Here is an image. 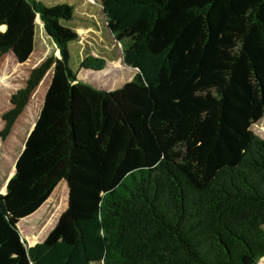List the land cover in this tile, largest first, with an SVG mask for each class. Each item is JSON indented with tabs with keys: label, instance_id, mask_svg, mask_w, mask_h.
<instances>
[{
	"label": "trees",
	"instance_id": "trees-1",
	"mask_svg": "<svg viewBox=\"0 0 264 264\" xmlns=\"http://www.w3.org/2000/svg\"><path fill=\"white\" fill-rule=\"evenodd\" d=\"M24 1L59 56L29 71L0 116L5 139L52 66L0 193V264L264 257V140L250 130L264 118V0H100L104 27L134 69L111 90L79 81L69 64L73 7ZM60 180L65 208L27 245L19 221Z\"/></svg>",
	"mask_w": 264,
	"mask_h": 264
},
{
	"label": "rangeland",
	"instance_id": "rangeland-1",
	"mask_svg": "<svg viewBox=\"0 0 264 264\" xmlns=\"http://www.w3.org/2000/svg\"><path fill=\"white\" fill-rule=\"evenodd\" d=\"M39 1L46 4L65 2L73 7V18L67 23L78 37L69 43V64L77 70L79 81L96 88L111 90L131 79L134 69L123 62L121 43L115 40L104 27L99 8L100 0ZM5 45L8 48L0 55V116L10 107V94L24 84L29 71L46 57L59 56L57 45L45 33L38 14L33 12L24 0H0V47ZM81 63L87 66L80 67ZM96 65L99 68H96ZM51 73L52 66L40 80L41 86L38 83L33 90L15 128H11V133L0 142V149H6V156L3 150H1L2 153L0 152L2 156L0 159L5 158V169L6 165L16 158L26 138L25 133L28 127L35 122ZM250 130L264 140V118L252 123ZM66 196V182L60 180L52 194L48 196L49 199L44 201L42 208L39 206L41 209L38 211L37 208L38 212L35 210V213L19 221L17 226L27 245H29L25 239L27 234H33L45 225L40 235L44 236L52 228L58 215L66 206ZM256 264H264V257L260 258Z\"/></svg>",
	"mask_w": 264,
	"mask_h": 264
},
{
	"label": "crops",
	"instance_id": "crops-1",
	"mask_svg": "<svg viewBox=\"0 0 264 264\" xmlns=\"http://www.w3.org/2000/svg\"><path fill=\"white\" fill-rule=\"evenodd\" d=\"M26 107H27V105L24 107L23 111L19 114V116H18L17 119L15 120L12 129L15 128V125L17 124L18 120H20V117H21L22 114L24 113ZM33 123H34V122H33ZM33 123L31 124V126L28 127V129H27V131H26V133H25V136H27V134H28L29 131L31 130V128H32V126H33ZM2 125H3V121L0 119V128L2 127ZM10 133H11V132H10ZM6 138H7V137H6ZM6 138H5V139H6ZM5 139H1V138H0V142H2V141L5 140ZM22 147H23V144H22V146L20 147V150H19V152L17 153L16 158H17V156L19 155V153H20ZM1 150H3L4 156H6V153H5V152H6V149L4 150V148H2V149H0V152H1ZM1 153H2V152H1ZM1 157H2V156H0V158H1ZM16 158H15L14 160H12L11 163H8V164L6 165V169H5V164H6V162H5V160H4L5 158L0 159V193H3V192L5 191L6 183H7L8 179L12 176V174H13V172H14V163H15ZM52 192H53V190H52ZM52 192H51V194H52ZM51 194H50V195H51ZM50 195H49V196H50ZM48 199H49V198H47L46 200H48ZM46 200H45V201H46ZM43 203H44V202H43ZM43 203L40 205L41 208H42V206H43ZM40 207L37 209L38 211L41 209ZM37 210H36V211H37ZM36 211H35V212H36ZM38 211H37V212H38ZM35 212H33V213H35ZM33 213H32V214H33ZM32 214H31V215H32ZM44 237H45V235H44V236H39V238H38L35 242L41 241ZM40 239H41V240H40ZM35 242H33V243H28V244H29V245H32V244H34Z\"/></svg>",
	"mask_w": 264,
	"mask_h": 264
},
{
	"label": "water",
	"instance_id": "water-1",
	"mask_svg": "<svg viewBox=\"0 0 264 264\" xmlns=\"http://www.w3.org/2000/svg\"><path fill=\"white\" fill-rule=\"evenodd\" d=\"M68 190V189H67ZM67 197V196H66ZM67 199V198H66Z\"/></svg>",
	"mask_w": 264,
	"mask_h": 264
}]
</instances>
